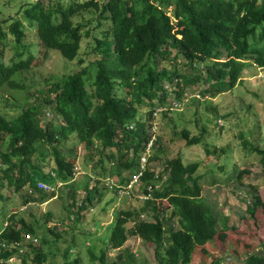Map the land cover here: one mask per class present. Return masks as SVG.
<instances>
[{
    "label": "trees",
    "instance_id": "16d2710c",
    "mask_svg": "<svg viewBox=\"0 0 264 264\" xmlns=\"http://www.w3.org/2000/svg\"><path fill=\"white\" fill-rule=\"evenodd\" d=\"M67 5L59 0L54 3L39 0L23 4L20 10L26 21L36 26V37L47 50L45 54L56 50L73 61L79 56L83 41L90 39L94 74L81 66L82 58L78 62L80 68L52 78L47 90H39L41 98L19 104L15 117L0 111V199L13 197L4 195L1 192L4 188L13 193L26 188L21 193L25 202L43 203L57 196L56 188L47 193L39 189V181L51 184L62 179L75 188L77 142L89 157L99 155L95 167L101 168L87 176L79 210L69 214L78 220L84 216L86 207L95 205L100 187L109 189L108 178L118 184L129 183L123 169L130 173L140 170L141 157L152 141L151 155L140 179L142 191L151 195L146 199L138 197L142 200L139 209L132 205L129 209L119 207L111 247L121 249L132 235L154 246L157 264H195L199 259L209 258L208 244L218 250L211 255V264H221L229 253L243 259L245 264H264V251L256 252L248 245L255 236L230 224L226 214L219 216L204 196V177L198 173L201 163L185 164L180 156L169 158V153L161 162L155 152L161 136L157 129L150 132L147 127L153 126L159 115L164 119L177 110L172 103L182 102L183 83L194 84L202 79L208 83L205 94L215 98L233 89L247 67L264 68V0H107L103 4L88 0ZM85 12L92 19L79 22L74 19ZM9 20L8 32L14 36V49L21 51L17 53L18 61L7 67L0 58V88L8 83L26 89L25 84L13 77L43 63L25 43L27 30L19 18H0V42L6 39L3 24ZM92 23L96 24L90 28ZM159 56L164 60L162 67ZM180 58L182 62L178 61ZM179 63L200 71L181 72L176 65ZM91 76L93 89L89 91L87 80ZM120 88L125 90L124 96H119ZM174 94L179 100H170ZM142 106L149 108L143 118L138 116ZM52 112L54 120L46 119V113L49 116ZM204 132L206 129L202 128L199 134L192 135L183 128L177 135L188 145H196L203 142ZM241 145L260 156L264 170V147L245 139ZM160 150L167 152L161 142ZM215 152L216 149L207 148L208 154ZM159 158L160 171L152 166ZM244 173L250 171L239 168L235 173L239 183H243ZM249 187L246 197L250 199L245 201L254 219L243 217L244 227L248 222L260 220L258 216L264 212L259 187L253 184ZM165 199L169 203L167 208L160 205ZM75 203H71L73 208ZM16 214L8 217L0 231V241L6 243L0 248V264H11L13 256L21 258L20 264H46L48 254L43 248L46 239L40 234L48 230L59 237L60 229H71V225L47 227L39 224L38 219L29 223ZM51 215L46 213L45 220ZM175 217L177 227L171 222ZM15 242L22 244L14 245ZM91 253L94 259L98 258ZM65 255L68 259L67 252ZM104 256L99 258L106 263ZM118 257L120 261L112 264L136 260L131 253L126 258L122 253Z\"/></svg>",
    "mask_w": 264,
    "mask_h": 264
},
{
    "label": "rangeland",
    "instance_id": "374dc122",
    "mask_svg": "<svg viewBox=\"0 0 264 264\" xmlns=\"http://www.w3.org/2000/svg\"><path fill=\"white\" fill-rule=\"evenodd\" d=\"M38 1L0 0V18L16 17L21 19L27 30L25 43L34 51L33 53L37 56L39 62L43 63L42 66L34 67L13 77L18 83L25 84L26 89H17L8 83L0 88V111L6 112L10 117H15L18 114L16 107L19 104L24 105L27 101L31 102L35 101L36 98H41V94L37 92L47 90L52 78L62 77L80 68L78 63L80 59H84L81 66L87 67L91 75L94 74V68H91L90 64L92 59V54L89 53L91 51L90 39L83 41L79 56L73 61L64 58L56 50H50V53L45 54L47 50L41 46L36 37V26L27 22L20 10L23 4L31 5ZM42 1L54 3L57 0ZM59 1L64 6H68L69 2L79 3L88 0ZM98 1L103 4L107 0ZM74 19L79 22L90 20L92 17L85 12ZM10 21L3 24L7 36L5 40L0 42V58L6 67L18 61L17 53L21 51V48L14 49V36L8 32ZM55 22L58 21L55 20ZM95 24L92 23L89 27L91 28ZM98 35L100 36V34ZM12 57L13 60H11ZM25 57L26 55L23 56V58ZM157 59L159 60V67H162L164 60H160V56ZM182 59L180 58L178 61L182 62ZM176 65L178 69H181V72L187 74H197L200 71H192L180 63ZM203 66L201 67L203 68ZM47 79H49L48 82ZM91 81H93V76L87 80L89 91L93 89L90 85ZM183 85L185 95L181 100L182 102L176 107L177 110H173L170 116L164 119L163 117L159 118V115L153 121V126H147L150 132L157 129V133L161 136V147L164 148V151H167L162 153L159 142L155 152H158L159 157L162 159L161 162L165 161L166 154L169 153V158L180 156L185 164L190 162L201 163L198 173L204 177L202 179L203 194L206 199L214 206L219 216L226 214L229 217L230 224L235 225L241 232L245 231L246 234L248 232L253 234L255 239L248 245L251 246L250 249L262 252L264 251V212L263 216H258L261 218L260 220L248 222L245 227L242 224V218L254 219V216L247 210L248 202L245 201L250 199L246 197L250 184L258 186L264 198V170L260 164V156L257 153L247 151L241 143L245 139L254 145L264 147V68L259 66L247 67L233 89L222 95L219 94L215 98H212L208 93L205 94L204 91L208 83L202 79L194 84L183 83ZM169 86L170 84L167 83V87ZM120 89L119 96H124L126 94L125 90ZM177 99L176 94L170 98L171 101ZM148 109L145 106L140 107L138 116L143 118L144 114L149 113ZM47 116L48 113H46V119L54 120L55 113ZM183 128L189 129L192 135L199 134L202 128H205L203 142L188 145L183 138L177 135ZM75 144L78 151L75 167L77 186L72 189V186L65 180H56L51 185L53 189L56 188L58 197L50 198L43 203L25 202L22 194L26 191V188L18 193H13L14 191L9 188L2 189L1 192L4 195L8 197L13 195V197L9 200L0 199V231L6 225L7 219L12 213H17L18 218L22 217L29 223L36 222L38 219L39 224L44 223L47 227H53L55 224L65 227L67 226L65 223L71 225V229H60L61 236L59 237L48 230L40 234L43 239H46L43 244L44 252L48 254L46 264H75L76 260L77 264H112L114 261H120L118 257L120 253L123 254V258L129 257L130 253L136 257V260L130 264H157L154 246L139 236L129 235L121 249H113L110 244V237L119 207L129 209L132 205L133 208L139 209L142 206V200L138 198L139 194L144 192L142 191L143 188H140L141 180L136 182L132 188V197H126V194H123L120 198L112 188L100 187L101 191L97 193L98 203L96 202L94 206L82 209V213H84L82 218L78 220L77 218H70L69 214L71 215V212L79 210L83 196L82 188L87 176L101 169L99 166L98 168L95 167L99 155L95 154L91 158L86 153L83 145L77 142ZM207 148L216 149L217 152L208 154ZM144 155L146 160L149 161L148 157H150L151 152L143 153L142 157ZM142 157L141 162H143ZM106 164L109 165V160L106 161ZM153 165L160 171L162 169L160 158L153 162ZM222 167L223 169H221ZM239 168L250 171V174L244 173V178L241 180L243 183H239L235 178V173L238 172ZM231 171L234 172L233 177H231ZM123 173L126 177L131 174L126 168L123 169ZM113 174L111 177H114ZM103 183L105 184V182ZM101 186L103 185L101 184ZM75 190L76 194H73ZM71 203H75L74 208ZM160 205L167 208L169 203L165 199ZM46 213H52L48 221L45 220ZM149 216L151 215L149 214ZM171 222L175 227L178 226L176 217ZM57 232L59 231L57 230ZM207 246L209 248H206V253H210L209 258L199 259L195 264H211V255L218 253V250L212 248L210 244ZM65 252L69 255L68 259ZM91 252L98 258L94 259ZM102 254L105 255L106 263H103L99 258ZM226 257V260H223L221 264H245L243 259H239L240 257H235L231 253L226 254ZM10 262L11 264H20L21 258L13 256Z\"/></svg>",
    "mask_w": 264,
    "mask_h": 264
},
{
    "label": "built area",
    "instance_id": "2783aa9c",
    "mask_svg": "<svg viewBox=\"0 0 264 264\" xmlns=\"http://www.w3.org/2000/svg\"><path fill=\"white\" fill-rule=\"evenodd\" d=\"M179 104L180 103H178V102H173L172 103V107L173 108H176ZM158 110L160 111V108ZM151 146H152V141H150V143L148 144V147H147V152H149V153H150V151L152 149ZM142 158H143V162H142V165H141V169L138 170V171H136V172H134V173H131L130 174V176H129V183L128 184H118L119 182H116L115 183L113 179L108 178L107 179V185H109V187H111V188H113L114 186H117L118 192L120 194H122V195L123 194H126V195L131 194L132 193V188L134 187V185H135L136 182H139L140 181V179L142 177V174H143V171L146 168V162H147L146 156L144 155ZM110 183H114V184H110ZM37 186H38L39 189H42V190H45V191H51V190H53V187L50 184H48L47 182H44V181H39ZM128 187H130V189H128ZM150 195H151V193H142V194H140V197L143 198V199H146ZM26 237L29 238V235H26ZM18 243L19 244H22L20 242H15L13 244L14 245H18ZM5 244L6 243H3V242L0 241V248H1V246H5Z\"/></svg>",
    "mask_w": 264,
    "mask_h": 264
},
{
    "label": "clouds",
    "instance_id": "9594fccd",
    "mask_svg": "<svg viewBox=\"0 0 264 264\" xmlns=\"http://www.w3.org/2000/svg\"><path fill=\"white\" fill-rule=\"evenodd\" d=\"M107 184V183H106ZM51 185V184H50ZM161 185V184H160ZM52 186V185H51ZM53 187V186H52ZM109 189H111V187H109ZM54 190V189H53ZM112 190H114L115 192H116V194L118 195V196H120V198L122 197L121 195L122 194H120L119 192H118V190H117V186H114L113 188H112ZM44 192H51V191H45V190H43ZM143 193H145V192H143ZM142 194V193H141ZM115 195V194H114ZM129 195H131V194H129ZM139 197H140V194H139Z\"/></svg>",
    "mask_w": 264,
    "mask_h": 264
}]
</instances>
